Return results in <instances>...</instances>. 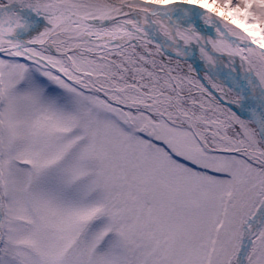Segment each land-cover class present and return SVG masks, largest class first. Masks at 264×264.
Here are the masks:
<instances>
[{"label": "snow or ice", "instance_id": "6c2138e0", "mask_svg": "<svg viewBox=\"0 0 264 264\" xmlns=\"http://www.w3.org/2000/svg\"><path fill=\"white\" fill-rule=\"evenodd\" d=\"M0 264H264V0H0Z\"/></svg>", "mask_w": 264, "mask_h": 264}]
</instances>
